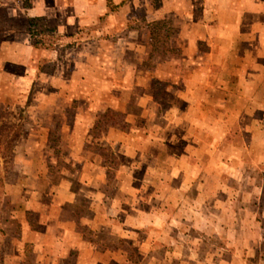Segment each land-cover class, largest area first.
<instances>
[{"label": "rangeland", "instance_id": "1", "mask_svg": "<svg viewBox=\"0 0 264 264\" xmlns=\"http://www.w3.org/2000/svg\"><path fill=\"white\" fill-rule=\"evenodd\" d=\"M171 1L0 0V264H264V69L200 99Z\"/></svg>", "mask_w": 264, "mask_h": 264}, {"label": "crops", "instance_id": "2", "mask_svg": "<svg viewBox=\"0 0 264 264\" xmlns=\"http://www.w3.org/2000/svg\"><path fill=\"white\" fill-rule=\"evenodd\" d=\"M188 1L193 6H200L199 13H195L196 9L193 8L187 11L183 10L178 6V0H172L170 3L164 4V6L159 9V15H154L149 21L160 20L166 14L165 12L174 13L171 21L172 24L178 28V36L188 41L192 46L198 41L205 42L207 49L200 53L199 58L201 59L196 63L197 66L195 69L205 76L206 84L210 88L205 87L202 89L201 84H199L195 86L194 89H196V87H198L200 91L202 89L201 95H199L200 99L213 101L215 98L213 95L216 94L215 91H217L214 85L217 83H213L214 81L209 75H211L215 69H219V66L220 71L224 69L234 71L233 75L236 77V81H228L226 93L229 94L235 90V83L241 80L243 75L242 71L264 69V66L258 65V63L253 60L254 57L259 54L262 55L264 52V0ZM197 1L199 2L196 3ZM106 14L107 13L104 12L102 14L100 13L98 16L101 15L100 17L106 18L108 16H106ZM151 38L152 33L148 32V53L154 52ZM149 43L151 45H149ZM260 45L263 46L262 50L260 49ZM249 61L251 63H249ZM255 82L256 79L254 83L251 84V87ZM233 83L234 87H232ZM136 85H138V83ZM149 94L150 95L147 96L148 99L152 98L151 93ZM142 96L139 95V97H136V100L142 101ZM104 101L106 100L103 99L102 102ZM108 106L109 105H102L100 108L104 109ZM100 108L98 107L97 109ZM51 131L52 129L49 125L46 126L41 123H34L32 126L28 125L26 129L24 128L26 134L36 135L34 141H31L33 146L32 149H35V151H40L46 147L47 138H43V135H47ZM77 131L79 132L78 127L72 129L71 132ZM199 131L207 133V131H201V129ZM32 155L33 157L35 156L34 153ZM24 172H26V180L30 181L27 182V185H24V193L28 195V199L23 202L25 206L24 210L36 211L35 205L39 207L42 205L39 201L42 190L38 185H35L36 181L40 183L41 175L34 171H32V173H28L27 170ZM45 226L47 229L51 228L49 224ZM51 236L52 235H48L49 238H51Z\"/></svg>", "mask_w": 264, "mask_h": 264}, {"label": "trees", "instance_id": "3", "mask_svg": "<svg viewBox=\"0 0 264 264\" xmlns=\"http://www.w3.org/2000/svg\"><path fill=\"white\" fill-rule=\"evenodd\" d=\"M154 39V35H153V33H152V38H151V40H153ZM108 114H110L111 115V112H108ZM112 115H114V113L112 114ZM20 133V130L19 129H17V131H15V134H19Z\"/></svg>", "mask_w": 264, "mask_h": 264}]
</instances>
